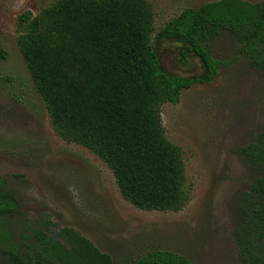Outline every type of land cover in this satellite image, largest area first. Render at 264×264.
<instances>
[{"label": "rangeland", "instance_id": "rangeland-1", "mask_svg": "<svg viewBox=\"0 0 264 264\" xmlns=\"http://www.w3.org/2000/svg\"><path fill=\"white\" fill-rule=\"evenodd\" d=\"M152 14L151 43L162 72L193 81L175 104L160 107L167 140L180 149L185 204L146 211L120 195L111 170L52 129L17 45L25 12L42 15L56 0H0V264L19 247L34 250L40 234L71 227L111 257L131 264L153 250L184 256L190 264H241L234 232L237 197L259 173L239 153L264 127V74L224 33L203 45L219 68L202 61L161 31L187 10L219 0H145ZM264 4V0H244Z\"/></svg>", "mask_w": 264, "mask_h": 264}, {"label": "trees", "instance_id": "trees-1", "mask_svg": "<svg viewBox=\"0 0 264 264\" xmlns=\"http://www.w3.org/2000/svg\"><path fill=\"white\" fill-rule=\"evenodd\" d=\"M17 45L55 134L97 156L112 172L124 200L140 210L175 211L185 204L180 149L164 134L160 107L177 103L193 83L161 71L151 43L145 0H56L38 16L25 12ZM264 74V4L219 0L187 10L160 33L188 45L208 75L219 63L203 45L224 33ZM239 153L259 173L236 200L234 232L241 264H264V127ZM0 200V215L6 213ZM35 249L8 253L11 264H111L71 227L40 234ZM131 264H190L182 255L153 250Z\"/></svg>", "mask_w": 264, "mask_h": 264}]
</instances>
